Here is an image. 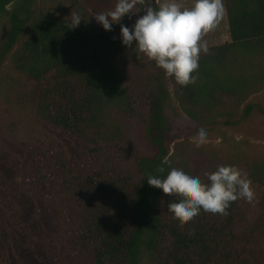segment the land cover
I'll list each match as a JSON object with an SVG mask.
<instances>
[{"label": "trees", "instance_id": "1", "mask_svg": "<svg viewBox=\"0 0 264 264\" xmlns=\"http://www.w3.org/2000/svg\"><path fill=\"white\" fill-rule=\"evenodd\" d=\"M225 6L230 41L209 46L196 83L181 87L122 45L120 24L94 25L79 0H0V17H10L0 155H19L0 171V264H264V157L226 131L216 145L175 141L166 114L174 101L206 126L253 113L249 100L264 89V0ZM71 13L82 18L75 29ZM228 164L258 198L227 215L201 211L184 223L167 211L172 197L147 183L170 167L205 178Z\"/></svg>", "mask_w": 264, "mask_h": 264}, {"label": "clouds", "instance_id": "2", "mask_svg": "<svg viewBox=\"0 0 264 264\" xmlns=\"http://www.w3.org/2000/svg\"><path fill=\"white\" fill-rule=\"evenodd\" d=\"M142 5L139 9L137 5ZM225 0H192L190 6L179 0H117L114 9L96 12L95 20L106 31L120 24L123 46L134 47L154 62L166 78H172L181 87L194 85L198 79L201 54H207V43L202 39L212 31L226 14ZM142 15H138L139 13ZM136 17L131 26L121 21ZM70 29L81 23L79 14L71 13ZM208 129L201 126L193 142L197 147L207 142ZM169 163V161H165ZM161 173L164 168H160ZM204 177L183 168L170 167L165 177L149 176V186L161 189L172 197L167 211L184 223L191 222L201 211L213 215H227L230 205L240 199L251 203L254 199L252 181L237 165H219Z\"/></svg>", "mask_w": 264, "mask_h": 264}, {"label": "rangeland", "instance_id": "3", "mask_svg": "<svg viewBox=\"0 0 264 264\" xmlns=\"http://www.w3.org/2000/svg\"><path fill=\"white\" fill-rule=\"evenodd\" d=\"M81 5L86 9L91 22L102 27L95 20L94 14L96 12H108L114 9L117 0H79ZM155 6V0H148ZM184 6H190L192 0H179ZM10 28V17L4 15L0 17V46L5 40ZM209 46H214L230 41L229 24L227 14L221 22L209 33L202 38ZM254 105V111L250 117L244 119L237 126H227L223 122L212 126H206L208 129V138L206 144L216 145L222 140V132L226 131L235 139L240 141H248L251 143L249 149L250 157L252 159L264 157V89L260 93L255 94L249 100ZM168 120L172 126V135L175 141L189 139L191 141L197 133V130L202 126L201 123L189 118L174 101L173 107L166 111ZM174 141V142H175ZM18 158L17 153L7 151L0 155V171L6 172L9 169L12 159ZM250 159V158H249ZM14 176L15 174L11 172ZM257 187H253L256 191ZM254 198H258V194H254Z\"/></svg>", "mask_w": 264, "mask_h": 264}]
</instances>
